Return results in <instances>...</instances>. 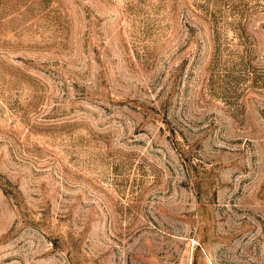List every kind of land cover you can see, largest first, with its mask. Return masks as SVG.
I'll use <instances>...</instances> for the list:
<instances>
[{
	"label": "rangeland",
	"instance_id": "rangeland-1",
	"mask_svg": "<svg viewBox=\"0 0 264 264\" xmlns=\"http://www.w3.org/2000/svg\"><path fill=\"white\" fill-rule=\"evenodd\" d=\"M0 264H264V0H0Z\"/></svg>",
	"mask_w": 264,
	"mask_h": 264
}]
</instances>
